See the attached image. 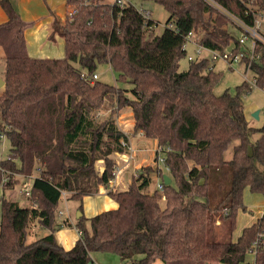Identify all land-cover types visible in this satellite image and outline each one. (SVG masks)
<instances>
[{
    "label": "trees",
    "instance_id": "trees-1",
    "mask_svg": "<svg viewBox=\"0 0 264 264\" xmlns=\"http://www.w3.org/2000/svg\"><path fill=\"white\" fill-rule=\"evenodd\" d=\"M155 1L170 14L160 34L152 14L145 17L131 2L121 7L107 0H67L66 17H54L50 35L64 38L65 55L38 58L27 50L28 23L11 0H0L8 17L0 24L6 61L0 131L11 143L9 156L0 159V184L12 188L19 175L32 178L38 169L29 205L1 197L0 264H90L93 252L107 251L118 254L122 264L157 259L163 264H242L264 233L263 215L233 239L238 212L247 209L245 189L264 195V126L249 125L242 99L251 85L245 80L234 93H216L222 73L211 66L210 57L189 59L188 67L180 68L190 32L200 34L198 42L209 49L236 53L247 46L240 42L243 29L235 18L253 24L254 14L241 0ZM256 5L264 11V0ZM256 51L259 59L245 61L264 87V43L258 42ZM100 63L109 64L132 88L82 75L97 73ZM109 102L119 112L130 107L134 132L156 139L165 151V165L143 166L126 189L108 184L117 164L112 154L129 151L122 143H129V135L118 127L115 114L103 120L92 114ZM237 140L227 160L225 153ZM98 159L106 164L102 174L95 169ZM226 165L231 184L222 193ZM153 176L163 181L162 191L149 190ZM101 186L109 187L118 206L86 217L80 205L81 234L65 248L55 236L62 194L83 201ZM34 221L49 233L27 242ZM224 224L227 239L211 240V226ZM248 264H264V238Z\"/></svg>",
    "mask_w": 264,
    "mask_h": 264
},
{
    "label": "rangeland",
    "instance_id": "rangeland-1",
    "mask_svg": "<svg viewBox=\"0 0 264 264\" xmlns=\"http://www.w3.org/2000/svg\"><path fill=\"white\" fill-rule=\"evenodd\" d=\"M108 2H112L113 0H107ZM132 4H134L137 7H144L146 9H150L152 11V17L154 20L158 22L156 26L155 33L160 34L164 26L168 20V17L170 16L169 12L164 8L162 4L155 0H128ZM236 36L240 35L239 30H235ZM200 34L193 33L190 36V39L187 41L186 48H187V55L183 57L180 61V68L185 69L188 67L190 60L189 56H192L194 60H196L199 55L197 53V48L199 47V44L195 43L193 40L198 41ZM230 49V48H229ZM203 55L211 58V66H214V69L216 71H220L222 73V77L220 81L215 85V92L218 94L223 93L225 90H229L231 92H236V87L238 85H241L242 82L245 80L253 82V73L251 71H248V77L246 78L244 76V70L245 65L240 62H233L232 64L229 63L224 58L218 57L216 59H213V52L210 51V49L203 47ZM6 61L4 57H2V54L0 55V78H4L5 72H6ZM96 72L99 75L100 80L108 82L110 84H114L116 86L124 87L131 89L132 84L130 82H125L122 80H118L119 74L115 72L109 64L106 63H100L97 67ZM2 78V79H3ZM1 89V88H0ZM2 90H0V93ZM131 90H129V93L127 95L131 96ZM244 108H245V114L247 121L251 127L260 128L264 126V87L253 85L251 90H249L247 93L243 94L242 96ZM118 106L111 105L109 102L108 104L104 105V107L94 110L92 114L96 117V119L103 120L110 116L111 114L116 115V121L119 128H121L123 131L125 130L126 133L130 136L129 144L130 149L128 152L123 155V153L115 152L112 154V157L116 160V170L118 172V176L116 177V181L114 182V186L110 188L114 189H125L122 184L117 186V180L120 181V174L123 176V178L126 179V183L129 181V175L123 173V169L129 166L128 169L131 167L134 168V171H139L142 169L143 166L146 165H155L157 164L156 161V155H157V149H158V143L156 147H154V142L150 141L149 138H147L144 133L141 135L139 132H134V116L133 112L130 107L123 108L120 112L118 111ZM119 114L117 115V113ZM255 112H258V116H255ZM0 120H2V117L0 115ZM133 121V123H132ZM2 131H0V159H5L10 154V148L11 143L8 138V136L4 133L3 136H1ZM138 134V137L134 139V137ZM261 133H253L251 136V140L255 141ZM143 140L144 143H148L147 148L145 150L140 151V147L142 146V143L140 140ZM137 140V141H136ZM156 140V139H151ZM132 141V143H131ZM157 141V140H156ZM136 142V144H135ZM239 141H235L229 149L225 153V157L227 160H230L233 156V146L237 144ZM146 145V144H144ZM154 147V148H153ZM132 148V150H131ZM145 148V147H143ZM142 163V164H141ZM137 164V165H136ZM141 164V166L139 165ZM105 161L104 159H98L95 163V169L99 174H102L105 169ZM136 165V166H135ZM121 170V171H120ZM120 171V172H119ZM122 172V173H121ZM32 177L38 175V169H34L32 171ZM222 188L221 192L224 193L226 189H229L231 184V167L229 165L224 166L222 171ZM19 181L15 183V185L12 188H6V197L9 199H13L16 201H19L23 206H26L29 204V198L23 193L24 187L31 188V178L28 176H22L19 175ZM160 181V178L157 176H153V182L151 183L149 190H153L157 187L158 182ZM122 182V181H121ZM120 182V183H121ZM129 186V184H128ZM127 186V187H128ZM108 187V188H109ZM103 186L100 187V190ZM105 191H108V188L105 186ZM1 189V186H0ZM69 193H64L61 196V199L58 203V206L56 208V219L58 222H61L62 225H64V220H69L71 224L67 225L69 227V233H71L72 230H77V213L80 211V205H82V211L85 214V216L90 217L97 212H100L104 209L113 208L115 206L114 199L109 196L107 193H97L94 195H86L83 198V201L73 199L69 197ZM2 197V196H1ZM220 195L217 197L219 198ZM244 203L247 206V209L244 211L242 209L238 212L237 217V225L233 232V237H238V235L242 232V229L253 222H255L260 210L264 208V195L260 193H254L251 192L250 189L247 187L244 191ZM63 210L64 213L60 214L59 211ZM0 218H1V201H0ZM36 229L35 233L29 232L27 236V242H31L34 240H37L41 238L42 236L49 233V229L39 225ZM60 225H56L57 230ZM56 230V231H57ZM228 237L227 232V224L216 226L212 225L209 230V238L211 240H226ZM108 255L117 256L118 254L114 252H93L91 257L93 260L96 259V257H103L106 259ZM254 257V253L250 252L248 253L247 259L242 264H248L252 262V258ZM216 263V262H214ZM213 263V264H214ZM119 264V263H117ZM153 264H162V261L160 259H157Z\"/></svg>",
    "mask_w": 264,
    "mask_h": 264
},
{
    "label": "crops",
    "instance_id": "crops-1",
    "mask_svg": "<svg viewBox=\"0 0 264 264\" xmlns=\"http://www.w3.org/2000/svg\"><path fill=\"white\" fill-rule=\"evenodd\" d=\"M11 2L14 4L17 11L20 13L21 17L28 23V26L26 27L25 32H24V35L26 38V43H27L28 53L31 56L38 57V58H46V57L61 58V57H63L65 55L64 38L61 35H59L58 33H55L54 38H51L50 35L53 31L54 17H58L61 20H64L66 17L67 0H11ZM7 18H8L7 14H6L5 10L3 9L1 2H0V24L6 22ZM1 54H2V57H4V55H5L4 49L0 45V55ZM4 87H5V85L0 87L1 88L0 90L3 91ZM132 123H133V121H132ZM141 133L142 132H139V134H141ZM137 137H138V134L134 137L133 140H135ZM129 138H130V136H129ZM149 140L154 142V147H156L157 141L151 140V139H149ZM140 142L142 143V146L140 147L141 149H139L140 151L148 149L147 148L148 143H144L142 139L140 140ZM131 143H132V141H131ZM135 144H136V142H135ZM144 144H146V145H144ZM143 147H145V148H143ZM141 164L140 165L138 164V165L141 166ZM128 167L129 166L127 165V167L124 168L122 172L129 175V180H127L129 182L126 183V179L123 178V176H121V174L119 176L120 181L117 180V182H116L117 186H119L121 184L123 186H126V187H124L125 189L127 188L128 184H130V181L132 179V175H134V172H135L134 168L131 167V169L130 168L128 169ZM34 177L35 176H33L31 178V184H32ZM0 186H1L0 201H1V196H3V194H4V196H6V189H4L1 184H0ZM102 189L103 190H100L99 193H101V194L107 193V191L104 190V189H106L105 186H103ZM65 193H68V192H65ZM11 200H13V199H11ZM115 203L116 204L113 208H116L118 206L116 201H115ZM29 204H30V201H29ZM109 209H111V208H109ZM104 210H106V209H104ZM263 210H264V208L262 210H260L255 221H257V219L259 217H261ZM60 211H62L64 213L63 210H60ZM97 213H99V212H97ZM37 222L39 223V221L32 222L30 232H32V233L36 232V229L38 228ZM63 224L64 225H62L61 222L57 221V225H60V226L58 227V230L55 232V236H56L57 241L60 244H62L65 248L69 249L72 246H74V244L76 243V240L79 238V232H78V228H77L76 231L72 230L71 233H69V227H67V225L71 224L69 220H64ZM39 225H41V224L39 223ZM236 238H237L236 236L233 237L234 240ZM254 258H255V254H254V257L252 258V262L254 261ZM215 262L216 263H214V262L213 263L214 264H226V263H221L218 261H215ZM117 263L122 264L121 258L119 256L118 257L117 256L112 257L111 255H108L106 257V259H104L103 257H96L95 260L91 259V262H90V264H117Z\"/></svg>",
    "mask_w": 264,
    "mask_h": 264
},
{
    "label": "built area",
    "instance_id": "built-area-1",
    "mask_svg": "<svg viewBox=\"0 0 264 264\" xmlns=\"http://www.w3.org/2000/svg\"><path fill=\"white\" fill-rule=\"evenodd\" d=\"M245 5H247L248 11H250L252 14H254V22L253 24H248L240 19L235 18L237 21V24L243 29V32L240 35V42L242 45H246L247 47L244 49L239 50L238 52L234 53L233 49H228L226 51H220V50H214L210 49L211 52H213V59H216L218 57L224 58L227 60L229 63L233 62H240L245 65V70H244V76L247 78L248 77V71H250V65L245 61L246 58L249 59H259L260 54L256 51V46L258 42L264 43V11L257 10V5L256 1L257 0H241ZM129 2L128 0H113L111 3L117 4L119 6H125L126 3ZM139 11L147 18L151 17L152 11L150 9H146L144 7H138ZM194 32H190L187 36V41L190 39V36ZM199 40V38H198ZM187 41L184 44V47H186ZM195 43L199 44V47L197 48V53L199 57L197 59H202L207 56L203 55V46L200 44L198 41L193 40ZM207 48V47H206ZM209 49V48H208ZM189 59L192 60L194 59L192 56H189ZM82 75L86 78H90L92 80H96L99 78L98 73H94L92 76L88 75L86 73H82ZM251 87L253 85H257V77L253 74V82L248 81ZM3 132L1 136H3ZM123 145H128L130 149V144L126 142L124 139H122ZM132 150V148H131ZM157 155H156V161L160 165H165L166 157H165V151L163 147L158 146L157 149ZM125 155V153H123ZM167 169L169 167L166 166ZM121 171V170H120ZM119 171V172H120ZM138 173V170L134 172L136 175ZM118 176V172L115 171V178L111 179L109 181V186L113 187L114 182L116 181V177ZM9 176L6 175L3 179V182H8L9 181ZM107 187V186H106ZM157 187L162 191L163 190V181H159L157 184ZM108 188V187H107ZM23 193L25 195H30V189L27 187H24ZM60 214H63L62 211L59 212ZM264 215V210L262 212V215ZM79 235L81 234V231H79ZM264 238V233H261L260 236L253 242V249L252 253L256 254V249L257 245L261 242V239Z\"/></svg>",
    "mask_w": 264,
    "mask_h": 264
},
{
    "label": "water",
    "instance_id": "water-1",
    "mask_svg": "<svg viewBox=\"0 0 264 264\" xmlns=\"http://www.w3.org/2000/svg\"><path fill=\"white\" fill-rule=\"evenodd\" d=\"M4 83H5L4 79L0 78V87H2ZM254 114L255 116H258V112H255ZM164 181L165 183H169L171 181V178L168 174H164ZM81 216H82V213L78 211L77 218L79 219Z\"/></svg>",
    "mask_w": 264,
    "mask_h": 264
}]
</instances>
